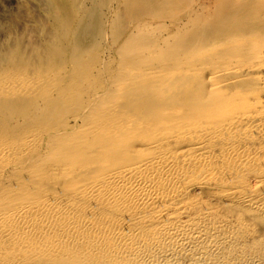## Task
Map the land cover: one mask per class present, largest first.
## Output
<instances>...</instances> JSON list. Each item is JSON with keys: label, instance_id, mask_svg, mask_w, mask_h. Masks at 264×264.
<instances>
[{"label": "rangeland", "instance_id": "rangeland-1", "mask_svg": "<svg viewBox=\"0 0 264 264\" xmlns=\"http://www.w3.org/2000/svg\"><path fill=\"white\" fill-rule=\"evenodd\" d=\"M71 9L78 13L73 19L68 16ZM62 15L68 16L67 20ZM82 21L88 24V35L84 42L75 44L74 53L68 27L76 28ZM54 59L62 60L60 70L52 74ZM263 71L264 0H0V209L49 196L65 200L76 182L97 177L111 169L110 165L120 167L146 158L149 152L142 145L164 136V140H171L172 135L186 137L191 130L197 133L203 129L222 131L220 137L206 142L209 154H200L202 159L199 155L174 159V165L180 168L177 172L185 173L177 178L178 188L198 187L195 181L203 178V189L188 192L189 196L183 197L185 202L197 208L203 206L207 213L221 217L229 211L219 198L230 189L256 196L262 202L264 136L258 138L255 131L264 134ZM214 82L222 87L213 88ZM160 93L165 95L159 98ZM132 106H136L134 110ZM144 110L154 115H146ZM118 116L126 124L135 121V126L122 138L112 140L117 141L112 154L103 153L98 143L101 140H83L84 146L90 145L95 152V159H91L98 163L90 161L89 155L71 153L68 147L61 149L59 144L72 140L74 133L96 118L112 122L113 118L121 120ZM237 122L240 124L235 128ZM136 125V131L143 126L138 135ZM229 125L234 127L230 135L224 130ZM163 131L171 135L167 134L166 139ZM128 134L133 135L129 138ZM143 135L152 140H144ZM53 147H61L59 156ZM111 158H118L121 164ZM92 211L98 219L105 213L115 217L100 204ZM131 222L132 228L135 222ZM260 227L264 230L263 224ZM257 242L263 244L264 240ZM4 259L0 257V264H18L16 259ZM30 261L23 259L19 264Z\"/></svg>", "mask_w": 264, "mask_h": 264}, {"label": "bare ground", "instance_id": "bare-ground-1", "mask_svg": "<svg viewBox=\"0 0 264 264\" xmlns=\"http://www.w3.org/2000/svg\"><path fill=\"white\" fill-rule=\"evenodd\" d=\"M73 12L74 10L71 9V12H69L68 14V16L71 17V19L75 18L74 16L78 14L76 12L75 13ZM68 16L62 15L63 17L62 19L67 20ZM71 19L69 21H71ZM77 20L79 19L77 18ZM86 23L84 24L82 21L81 23L78 24L76 28H71L70 26L68 27L69 34L72 38L71 42L72 44H74V46H72L74 49L70 47L72 51L76 49L77 43L84 42V40L86 39L88 35L87 29L89 28L87 27L88 24L86 26ZM132 45L138 46L135 44ZM79 47L77 49H79ZM96 48L98 49V47ZM69 51L67 53H69ZM59 52L60 51H58L57 54L58 56L60 55ZM73 52L76 53L75 51ZM76 55L77 54H75V56ZM58 56L57 58L61 57V55L59 57ZM72 58L70 60H72ZM59 60L54 59L55 62L52 67L54 68L52 70V74L53 71L56 72V70L57 71L60 70L59 66H61V64H59ZM74 60L77 61L76 59ZM82 61H85V59H82ZM78 63L79 61H77V64ZM217 84L218 83L214 82V84H212L211 86L213 88L218 89L220 85ZM221 87L222 86H220L219 88ZM169 90H171V87ZM139 95H141V93L138 94V97ZM161 95L162 94L160 93L159 98L161 97ZM136 97L137 96H135L134 98ZM159 98H157L156 100H158ZM140 99L142 98L139 99L136 98V100H140ZM141 101H143V99ZM149 101L151 103V100ZM168 101H166L167 106H168L167 104ZM174 101L175 100H173V102ZM138 102L139 101H137V104ZM154 102L157 101L154 100ZM170 103H172V101ZM126 105L127 104L125 103V106ZM146 105L147 104L140 106L146 107ZM136 106L138 107L139 105ZM140 106L139 108H141ZM126 107H124L123 109H125ZM134 108L133 106L131 107V109L133 110ZM154 108L155 107H153L152 105V109ZM146 110L148 111L147 108ZM173 110L175 109L173 108ZM147 111L145 112V114L147 113L148 115H151ZM134 113L136 114V111ZM134 113L131 115L132 119ZM142 113L139 112L141 116ZM155 113L157 112L155 111ZM116 114L117 113H115V115ZM118 117H120L121 119V116ZM43 119L41 118L40 120L43 121ZM97 119L98 118H96L95 121L93 120L94 123L90 122V125L86 124L87 126L82 127L81 128L82 130L78 129L80 131L78 130H77L78 132L75 131L76 133H74L72 140L68 139L62 145L58 143L62 148L53 147L54 148L53 150L54 151L58 150V152L57 151L56 152L58 153L57 155L59 156L60 148L64 149L68 147L70 148L69 150L72 151L71 153H75L78 156H80L79 154H82V156L83 154H86V156L89 155L88 157H90V161H91L92 160L91 156L94 157V159L96 156H93V153L95 152L91 150L92 148L90 145L87 144V148L85 147L86 145L84 143L86 139H89V142L91 139L95 141L101 140V143L100 142L98 143L99 145L102 144L100 147L103 149L102 150L103 153L105 155H108L109 153L112 154L114 150L117 148V144H115V142L117 141L113 142L112 140L122 138L123 135L127 134L128 132H131L135 126L134 123L135 121L126 124L127 122L124 123L123 122L124 120L121 119L122 120L121 121L118 120V118L116 120H114L115 118H113L112 122H110V120L99 121ZM163 121H161V123ZM51 122L52 121L48 122L47 125H49ZM246 122H244L243 125H245ZM137 123L138 122H136V124ZM148 124H150V122ZM236 124L239 125L240 123L238 124L237 122L234 125L233 124L232 125L235 126ZM137 125L140 124L138 123ZM137 125L135 127V132L138 135L141 131L139 129H142L143 126L142 127L139 126L138 128L139 132H138L136 131ZM233 126H230L231 127L230 132H229L230 127L227 126L226 127L227 129L224 128L225 132L228 131V135H230L231 132H234L232 130L234 128ZM153 129L155 128L152 127V130L150 129L152 133H153ZM179 129H181V127ZM179 129L176 130L174 129V130L176 133H178L180 131ZM145 130L147 129L145 128ZM169 130L170 129H168L167 131ZM187 130L184 131L186 133H189L190 131L187 132ZM212 130L203 129L202 131H198L197 133H194L195 131L191 130L193 132L187 134L186 137L184 136L181 138L180 136L175 137L174 135H172L174 138L170 137L171 140L168 138L171 134H168L167 132L163 131V133L165 132L166 139L168 138V140H164L165 138L164 136L162 140L159 139L158 141L157 138H153L152 136V138L157 139V141L153 140V142H149L145 145H142V147L146 150V152H149L146 158L137 161L135 163H132L131 161V164L126 163L127 165L120 167H113L110 165V167H112L111 169L107 168V170H105L97 177H91L85 179L81 183L79 181V184L76 182L71 189L69 188L71 191L68 195V198L65 200H60V199L57 200V198L55 199L49 198L50 196L48 198H42V199L40 197L41 201L38 200L37 202L34 203L19 202L16 203L14 206L11 207L7 206L8 208H4L2 210L0 209V242L3 243V246L0 245V257L4 256L5 257L4 260H8V259L10 260V258L11 260L16 259L18 264L23 262V259H28V261L31 260L30 261L31 264H264V243L258 244L257 242V240L258 241L264 240V230H262L260 227L261 224L264 225V200L262 202L259 201L260 202L259 203L256 196H252V195L249 196L243 193L242 191H235L233 189L232 190L230 189L225 193H223V195H221L220 198L217 196V198H219L222 204L225 207H228V211H229V213H227L226 215L224 214V217L223 216L221 217V216H216L215 214L211 215L210 213H207L208 211L207 208H203V206H201L200 208L199 206L198 208L194 207L196 206L195 204L186 203L185 202L186 198L185 199L183 198L184 196L186 197L187 194L189 196L188 192L194 193L197 190L200 189L202 190L203 188H201L200 186L203 185L202 184L203 178H201L200 181L201 183L195 181V183L197 182L200 184V186L198 187L193 186V188L186 187L184 189L183 188L180 189L178 188V186H176L177 184L176 181L180 177H182L185 173L182 174V172L181 173L177 172L178 169L180 168L177 169L178 166L174 165V159H176V156L180 158V156L183 157L187 155L189 156V158L192 157L195 158L196 155H199L200 157V154L202 153L209 154L208 152L210 150L207 151L209 148L208 149L206 148L207 146L206 142H209L212 139L220 137L222 132L221 131L219 133V130L218 132ZM159 131H161L160 128ZM255 132L258 138H262V136H264V134H261L260 132H258V130H256ZM133 134L131 135L128 134V137L132 136ZM167 134L169 136H167ZM145 136H144V140L146 139L148 140L149 138ZM65 138L63 139V141L65 140ZM180 139H182V142H180ZM61 140L62 139H60V141ZM132 142H130L129 145L135 144ZM90 144L93 145L92 143ZM118 144L120 143L118 142ZM98 147L99 146L97 145V148ZM132 147L133 145H131L130 148ZM95 148L93 149L95 150ZM99 151H101V149ZM117 151L122 152L121 150H117ZM61 152H63V150ZM66 152L70 153V151H66ZM123 154L124 153H122L121 155ZM178 154H183V155H178ZM117 155L119 156V154ZM69 156L70 159L67 156L66 158H68L69 160L73 159L72 158L73 156L71 155ZM129 156H131V154L127 155L128 158H130ZM121 157L118 158L121 160ZM124 157L126 156L124 155L122 158ZM102 158L100 161L103 162L104 158L103 159ZM118 158L117 160H119ZM111 159H113L114 163L115 161H117L114 160V158ZM111 159L109 161L113 163ZM130 159L128 161H130ZM62 160H64V158ZM120 160L119 162L121 164ZM126 160L127 159H124V162H128ZM92 161H94L95 163V160ZM183 163L184 162H182L181 164ZM108 165L107 167H109ZM177 165L180 164L177 163ZM194 165L196 166L195 161H194ZM56 169H61V168H56ZM66 170L68 171L67 168ZM202 174H204V172ZM208 174H210V172H208ZM181 184L182 183H180V185ZM209 192L211 193V191ZM206 194L203 195L206 196ZM99 204L104 209L111 212L112 215L115 217H111V216L107 217L108 214L105 213V215L102 214V218L100 217V219H98L97 217L98 215L93 214L92 209ZM256 220L259 222L257 223ZM131 221H133V223L135 222V225L132 228H131V224H129L132 223ZM254 222H256L257 224ZM253 224L255 225L253 226ZM255 232L257 233L255 234ZM35 259H37L38 262H34Z\"/></svg>", "mask_w": 264, "mask_h": 264}]
</instances>
